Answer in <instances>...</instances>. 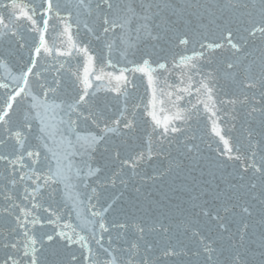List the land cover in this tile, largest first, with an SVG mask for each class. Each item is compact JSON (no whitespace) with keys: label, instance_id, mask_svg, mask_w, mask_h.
Segmentation results:
<instances>
[{"label":"snow or ice","instance_id":"snow-or-ice-1","mask_svg":"<svg viewBox=\"0 0 264 264\" xmlns=\"http://www.w3.org/2000/svg\"><path fill=\"white\" fill-rule=\"evenodd\" d=\"M0 264H264V0H0Z\"/></svg>","mask_w":264,"mask_h":264}]
</instances>
